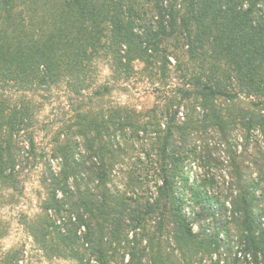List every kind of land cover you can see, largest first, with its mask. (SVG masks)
Segmentation results:
<instances>
[{
	"label": "trees",
	"instance_id": "trees-1",
	"mask_svg": "<svg viewBox=\"0 0 264 264\" xmlns=\"http://www.w3.org/2000/svg\"><path fill=\"white\" fill-rule=\"evenodd\" d=\"M140 75L153 106L107 99ZM59 86L41 147L38 98ZM256 132L264 0H0V209L44 166L24 224L50 258L264 264V163L239 144Z\"/></svg>",
	"mask_w": 264,
	"mask_h": 264
},
{
	"label": "rangeland",
	"instance_id": "rangeland-1",
	"mask_svg": "<svg viewBox=\"0 0 264 264\" xmlns=\"http://www.w3.org/2000/svg\"><path fill=\"white\" fill-rule=\"evenodd\" d=\"M136 65L138 68H142L141 63L138 62ZM111 73L108 64L99 63L97 82L104 83L109 80ZM126 84H128L127 89L117 88L107 99L139 108H148L155 104L157 98L156 83L153 84L147 77L140 75ZM43 94H47V99L38 98L43 101L44 105L40 113V120L42 124L45 123L52 129H48L46 134V130H41L38 140L41 147H47L53 135L59 131L60 118L67 103L66 93L61 90L60 86L53 87L51 93L43 91ZM245 141L239 140L240 150L246 144L249 146V151L253 157L264 163V136L256 132L251 136L249 142L246 143ZM220 153L223 154V150H220ZM251 168L255 176L258 167L253 163ZM43 170L44 166L42 165L26 170L23 191L16 193V200L12 203H7V200L4 201V205L0 209V264H79L78 261L71 258H50L47 256L35 243L24 224L26 215L33 216L39 211L40 193L44 192L40 187ZM201 172L203 171L198 169V174Z\"/></svg>",
	"mask_w": 264,
	"mask_h": 264
},
{
	"label": "clouds",
	"instance_id": "clouds-1",
	"mask_svg": "<svg viewBox=\"0 0 264 264\" xmlns=\"http://www.w3.org/2000/svg\"><path fill=\"white\" fill-rule=\"evenodd\" d=\"M235 194V193H234ZM194 227H198V226H194Z\"/></svg>",
	"mask_w": 264,
	"mask_h": 264
}]
</instances>
